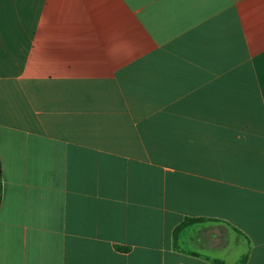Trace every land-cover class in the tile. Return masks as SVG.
<instances>
[{
    "label": "crops",
    "instance_id": "crops-1",
    "mask_svg": "<svg viewBox=\"0 0 264 264\" xmlns=\"http://www.w3.org/2000/svg\"><path fill=\"white\" fill-rule=\"evenodd\" d=\"M0 160V264H264V0H0Z\"/></svg>",
    "mask_w": 264,
    "mask_h": 264
},
{
    "label": "trees",
    "instance_id": "trees-1",
    "mask_svg": "<svg viewBox=\"0 0 264 264\" xmlns=\"http://www.w3.org/2000/svg\"><path fill=\"white\" fill-rule=\"evenodd\" d=\"M2 200V165H1V160H0V204ZM205 219H186L180 226H178L175 230V238H177L178 233L186 228L189 225H192L194 223L198 222H204ZM216 263H219V261H215Z\"/></svg>",
    "mask_w": 264,
    "mask_h": 264
}]
</instances>
